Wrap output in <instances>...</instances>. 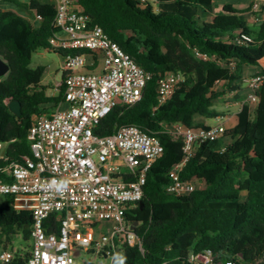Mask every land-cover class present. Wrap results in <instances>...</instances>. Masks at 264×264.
<instances>
[{"label": "trees", "instance_id": "1", "mask_svg": "<svg viewBox=\"0 0 264 264\" xmlns=\"http://www.w3.org/2000/svg\"><path fill=\"white\" fill-rule=\"evenodd\" d=\"M4 1L33 11L39 20L35 27L22 15L0 9V56L10 67L9 76L0 81V142L5 144L0 180L10 181L9 167L22 156H31L32 117L59 107L64 84L57 96H47L42 84L46 68L31 67L33 55L48 49L49 39L59 31L55 0ZM76 8L90 26L101 27L151 75L141 101L115 107L94 134L108 136L134 125L158 137L164 147L163 157L148 173L142 200L125 214V224L140 238L141 246L116 241L113 264H121V258L123 264H188L191 253L206 250L215 254L217 262L264 264V85L257 91V103L241 102L235 124L218 140L196 146L180 173L182 180L195 183L196 190L182 197L167 192L169 172L183 159L182 139L167 129L210 127L207 120L224 117L214 101L244 83L246 67H260L258 74H264V22L249 25L252 5L238 9L215 0H155L153 4L76 0ZM258 15L264 16V3L253 14ZM70 53L102 56L91 51ZM169 73L180 74L183 82L158 106L159 82ZM11 101L20 103V117L9 110ZM61 216H51L48 231L58 232ZM32 224V213L16 210L9 198L0 209V244L7 249L20 234L25 241L31 239ZM31 249L14 254L7 264H28Z\"/></svg>", "mask_w": 264, "mask_h": 264}, {"label": "built area", "instance_id": "2", "mask_svg": "<svg viewBox=\"0 0 264 264\" xmlns=\"http://www.w3.org/2000/svg\"><path fill=\"white\" fill-rule=\"evenodd\" d=\"M140 2L146 4L148 0ZM55 3L59 31L49 39L45 51L65 53L62 103L67 107L32 117L28 131L31 156H22L9 167L11 180H0V195L11 198L16 210L32 213L28 264H73L74 253L82 250L110 258L113 264L118 252L116 241L141 246L140 238L125 224V214L142 200L148 173L163 157L164 147L158 137L134 125L123 126L108 136L95 135L94 128L115 107L139 103L151 75L101 27L89 25L87 16L76 8V0ZM71 51L101 53L103 71L90 72L86 56ZM182 82L180 74L164 76L159 82L158 106L165 104ZM263 85L264 74L247 80L246 101L257 103V91ZM226 130L224 124L199 129L174 125L167 129L183 141L182 162L169 172L168 194L182 197L196 190L195 183L182 180L180 173L196 146L218 140ZM4 154L5 144L0 142V157ZM54 214L62 215L58 232L48 231ZM103 225L108 229L100 232ZM13 257L2 252L0 264ZM188 264L233 262H217L215 254L206 250L191 253Z\"/></svg>", "mask_w": 264, "mask_h": 264}, {"label": "rangeland", "instance_id": "3", "mask_svg": "<svg viewBox=\"0 0 264 264\" xmlns=\"http://www.w3.org/2000/svg\"><path fill=\"white\" fill-rule=\"evenodd\" d=\"M134 1H141V0H134ZM216 3H232L235 4L238 9L240 6L237 5L238 0H215ZM150 4H153V0H148ZM247 9V8H246ZM37 25V22H35ZM249 25L252 26V23L249 22ZM64 62V58L62 55L54 53L53 51L42 52L39 51L33 55V60L31 63L32 68H36L37 66H44L46 68V73L43 77L42 84L50 89L48 90L51 95L55 94L54 85L56 83H60L62 80V65ZM102 65V62H99ZM0 65L4 66L3 69L0 70V81L5 80L10 74V67L7 60L0 56ZM6 67V68H5ZM260 72L259 68H250L246 67L244 69V83L241 84L239 87H235V91L233 93H227L222 97V99H217L214 101V108L224 114V117L218 119H211L207 120V124L211 126L219 125L224 122L225 120V127H231L236 122V112L241 108L242 103H239L235 99V95H242V92L247 89L246 81L249 80L251 77L255 76ZM240 88V89H239ZM217 90H221L219 87ZM247 99V96H246ZM246 101V100H245ZM97 160V158H94ZM126 172V170H123ZM9 200V197H5L0 195V207H4L6 202L3 200ZM244 199V197L242 198ZM9 202V201H8ZM99 235V234H97ZM32 246V239L27 241L24 240L23 236L17 235L13 237L12 242L10 245L7 246V249L4 248L3 244H0V254L4 251L12 253V254H21L25 251L30 252V247ZM75 254V253H74ZM73 264H110V258H105L103 255L98 253H90L88 251L82 250L78 255L73 256Z\"/></svg>", "mask_w": 264, "mask_h": 264}, {"label": "crops", "instance_id": "4", "mask_svg": "<svg viewBox=\"0 0 264 264\" xmlns=\"http://www.w3.org/2000/svg\"><path fill=\"white\" fill-rule=\"evenodd\" d=\"M18 1H20L21 3H29L31 0H18ZM263 3H264V0H238L237 5L240 6L241 9H246L250 5H252V11L250 13H248V16L251 17V19L249 20V22L252 23V24H254V25H259L262 22H264V16L263 15H258L257 17H255V16H253V14L254 13H258L259 8H260V6ZM219 4H223V3H219ZM256 5H257V7H255ZM0 9H2L3 11H14V12L22 15L23 17L27 18L32 23L33 26L38 27V25H39V20L36 18V14L33 11H25V10L17 7L16 5H14L13 3H10V2L4 1V0H0ZM35 22H37V25H35ZM41 51L42 52H47L45 50H41ZM85 56H86L87 63L89 65V68L88 69H89L90 72H92V73H101L103 71V60H102V56H101V58H98V59H96L95 56H93V55H85ZM100 61L102 62V65H100V63H99ZM250 68H259L261 70L260 67H250ZM62 77H63V71H62ZM63 81L64 80L62 78V80H61L60 83H56L54 85V88H55L56 91H55V94H53V95H51L50 92L48 91L51 86H49V88H48L47 85L46 86L43 85L46 88V94H47V96H57L60 93V86H61V84H62ZM42 82H43V80H42ZM248 93H249L248 89L244 90L242 92V95H245V97L244 96L243 97L241 96V99H239L240 101L239 100H237V101L239 103L245 102L246 96H248ZM66 107L67 106L65 104L61 103L57 109H65ZM240 109L236 112V114L240 111ZM224 123H225V120H224V122L222 121V123H220V124H224ZM3 201L6 202V205L9 203L8 202L9 200H7V199H5ZM1 208H3V207H0V209ZM107 229H108V225H103V227L101 228V230L99 229V231L100 232H105ZM75 254L78 255V252H75Z\"/></svg>", "mask_w": 264, "mask_h": 264}, {"label": "water", "instance_id": "5", "mask_svg": "<svg viewBox=\"0 0 264 264\" xmlns=\"http://www.w3.org/2000/svg\"><path fill=\"white\" fill-rule=\"evenodd\" d=\"M0 68L3 69L4 66L0 65ZM6 68V67H5ZM0 69V70H1ZM9 110L16 116V117H20L21 115V105L18 101H11L8 105ZM76 255V254H75Z\"/></svg>", "mask_w": 264, "mask_h": 264}, {"label": "clouds", "instance_id": "6", "mask_svg": "<svg viewBox=\"0 0 264 264\" xmlns=\"http://www.w3.org/2000/svg\"><path fill=\"white\" fill-rule=\"evenodd\" d=\"M121 264H123V258H121Z\"/></svg>", "mask_w": 264, "mask_h": 264}]
</instances>
